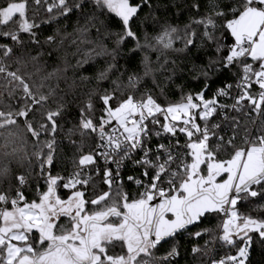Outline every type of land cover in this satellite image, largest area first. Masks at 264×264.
<instances>
[{
	"label": "snow or ice",
	"instance_id": "6c2138e0",
	"mask_svg": "<svg viewBox=\"0 0 264 264\" xmlns=\"http://www.w3.org/2000/svg\"><path fill=\"white\" fill-rule=\"evenodd\" d=\"M31 4V16L28 0L0 5V77L12 85L7 110L0 109V135L5 157L18 151H8L9 138L31 139L45 187L37 182L38 195L29 200L25 188L32 185L17 173L14 185L0 189V264H152L153 259L181 264L179 241L185 236L196 241L191 253L199 254L197 264H251L252 234L264 248V0H207L206 11L182 28L158 17V10L168 7L160 0ZM191 7L200 12L199 3ZM41 8L48 15L37 20ZM69 23L77 34L73 44L93 43L87 34L96 30V47L85 51L76 67L89 57L108 56L95 79L115 77L111 90L97 96L100 115L92 90L76 123L63 103L49 106L55 88L33 91L19 67L11 69L13 63L38 61L46 47L48 55L58 52L71 35ZM148 24L160 29L151 39ZM42 25H51V34L45 35ZM193 25L202 26L199 37ZM228 37L231 43L225 42ZM178 41L182 46L175 48ZM167 51L185 53L183 67L170 61ZM150 52L157 53L155 62ZM137 56L142 72H128L124 87L131 91L124 95L117 60L127 65ZM189 80L200 82L197 91L188 88ZM153 88L161 96L174 88L179 99L161 104ZM257 119L254 129L241 123ZM61 136L74 149L66 177L53 172ZM11 163L0 166V178L9 177ZM126 183L135 186V195L124 190ZM58 188L67 195L61 197ZM221 216L219 231L206 226ZM210 244L218 245L216 255H209ZM165 248L166 254L156 257Z\"/></svg>",
	"mask_w": 264,
	"mask_h": 264
},
{
	"label": "trees",
	"instance_id": "16d2710c",
	"mask_svg": "<svg viewBox=\"0 0 264 264\" xmlns=\"http://www.w3.org/2000/svg\"><path fill=\"white\" fill-rule=\"evenodd\" d=\"M6 2L7 0H0V5H3ZM133 2H135V0H133ZM160 3L162 5H168V7H162L161 9H159L157 12L158 17L162 20L167 19L168 22L173 25L178 24L182 28L184 24L189 22L190 17H198L200 14L206 11L204 5L207 3V0H160ZM193 3H199L201 5L199 13L191 7ZM28 4V15L31 16V0H28ZM173 4H175L176 7H173ZM177 13L179 14L177 15ZM47 15L48 14L46 13V11L41 8L39 14L36 16V19L40 20L41 18L46 17ZM81 23H83V21H81ZM42 27L45 28V35L51 34V25H42ZM61 27L63 30V26ZM193 27L196 28L197 36L199 37L203 31L202 26L197 27L196 25H193ZM146 28L149 35V39H151V37L154 36L160 30L159 28L154 29L151 24L146 25ZM67 30L69 33H71V35L65 39L64 44L60 46V50L58 52L52 51V54L48 55L47 53L51 50L46 47L44 49L45 54L40 56L38 61H26L25 63H22L19 66L13 63L11 65V69L15 70L17 67H19V73L24 76L33 91H36L38 89L40 92L47 94L49 88H55L56 91L54 95L49 97V106L55 108L58 102L63 103L65 105L64 110L68 114V119L73 123H76L79 117V110L81 107H83L85 101L89 98L88 93L92 90H95V94L92 96V100L97 109L96 115H100L99 109L101 108L102 104L97 99V96L104 89L111 90L113 86L110 84V81L115 77L112 75V73H110L109 79L107 80L97 83L95 79L96 72L99 69H103V67L105 66V61L110 60V57L108 56L89 57L87 63H84L80 67H76V61L84 59L83 53L93 47H96L97 37L95 35V28H93L87 34V38L93 41V43H80L77 39V44L79 45L80 49L79 52H77V44H73L71 42L73 38H75L77 35L75 32H73V27L71 23H69ZM141 42H143V38H141ZM225 42L231 43V37H228ZM104 43L109 49L113 47L110 40L108 39H105ZM173 46L175 48H180L182 44L178 41ZM129 47H131V45H129ZM32 54L35 55V52L33 51ZM207 54H212L210 48L207 49ZM148 55L150 56L153 62L156 61V52H150L148 53ZM164 55H167L170 61L176 60L178 66L183 67V64H181V60L185 56V53L167 51ZM164 55H161L160 57L161 62L164 60ZM200 55L203 56V53H201ZM139 60L140 57L137 56L134 63L127 65L125 64V61L123 59L118 58L117 60L119 71L124 72V75L120 77L121 88L124 92V95H127L128 92L131 91L130 89L124 87V85L127 83L128 72H142ZM196 62L199 64L203 63L204 61L203 59H197ZM153 67L156 68L158 67V65L156 63H153ZM56 69H59V71H56V75L49 78L48 74L54 72ZM154 74L157 80H160L161 73L157 71ZM81 77H87V79L82 80ZM145 80L149 81V86H151V78L146 77ZM176 83H183V81L177 78ZM187 84L189 89H191L192 91H197L200 82L189 80L187 81ZM215 86L218 85H214V87ZM139 87H143V82ZM11 88L12 85L8 84L3 77H0V109L7 110L6 106L9 103L8 92ZM152 93L155 97L158 98V102H160L161 104L165 103V101L176 102L179 99V94L174 88H165L164 96H161L159 90L155 88L152 89ZM16 94L19 95L18 89L16 90ZM117 95H119V93H117ZM206 95H209V93H206ZM241 123L249 129H254L259 124V120L255 124H253L251 121L245 122L244 120H242ZM68 126V124H65L64 127L67 128ZM243 135V131H240V135L237 137V143H239L240 137ZM21 137H23V133H21ZM74 139H78V137H74ZM58 143L59 146L56 149L57 166L53 169V172H58L61 176L66 177L73 170L71 158L74 155V149L69 147L67 140H64L62 136L58 137ZM4 144L5 138L3 135H0V166L6 164L9 160L12 161L9 177L7 179L0 178V189H6L10 183L14 185L15 181L14 179H12V177H14L17 173H24L28 177V180L32 185V187L25 188V195L29 200L35 199L38 195L37 191L35 190V184L38 182L41 190H43L45 184L44 180L42 178H38L37 176L38 169L36 167V158L33 156L35 147L31 139H27L25 143H22L21 140L16 138L8 139V151L11 152L13 147L18 149L15 156H4ZM87 150L88 144H85L84 151L86 152ZM124 190L127 191L130 195H135L136 192L135 186L129 185L127 183L125 184ZM58 192L61 197H65L67 195V192L62 188H58ZM250 214L253 216H257L261 213L257 211H251ZM223 219V216L218 219L214 218L212 221L208 222L206 226L216 231H219V226L222 225ZM62 222L64 223L65 227H71L70 223L67 220H62ZM252 235L253 244L251 247V254L249 260L251 264H264V248L261 247L260 242L256 237V234ZM195 242L196 241H194L188 236L183 237L179 241V246L181 250V264H197V261L201 259L199 254L194 256L191 253V247ZM199 244L203 246L204 241L200 240ZM213 246L214 245L211 244L209 245L210 256L212 255L211 248ZM216 246L218 247V245ZM166 250V248L160 249L159 252L156 253V257L165 255ZM117 251H119V249H117ZM204 259L206 260L207 258ZM155 260L156 259H153L152 262H155Z\"/></svg>",
	"mask_w": 264,
	"mask_h": 264
},
{
	"label": "built area",
	"instance_id": "2783aa9c",
	"mask_svg": "<svg viewBox=\"0 0 264 264\" xmlns=\"http://www.w3.org/2000/svg\"><path fill=\"white\" fill-rule=\"evenodd\" d=\"M229 102H230V101H229ZM258 120H259V119L256 120V123L258 122ZM183 139H184V138L181 137V140H182V141H183ZM154 201H155V200H154ZM154 201H153V202H154ZM217 249H218V247H217L216 245H214V246L211 248V254H212V255L216 254ZM152 264H160V261H159L158 259H156L155 262H152Z\"/></svg>",
	"mask_w": 264,
	"mask_h": 264
},
{
	"label": "water",
	"instance_id": "95a60500",
	"mask_svg": "<svg viewBox=\"0 0 264 264\" xmlns=\"http://www.w3.org/2000/svg\"><path fill=\"white\" fill-rule=\"evenodd\" d=\"M153 203H156V201H154Z\"/></svg>",
	"mask_w": 264,
	"mask_h": 264
},
{
	"label": "rangeland",
	"instance_id": "374dc122",
	"mask_svg": "<svg viewBox=\"0 0 264 264\" xmlns=\"http://www.w3.org/2000/svg\"><path fill=\"white\" fill-rule=\"evenodd\" d=\"M67 228V227H66Z\"/></svg>",
	"mask_w": 264,
	"mask_h": 264
}]
</instances>
